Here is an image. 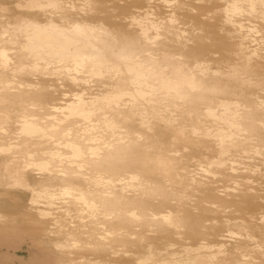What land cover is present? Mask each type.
<instances>
[{"label": "bare ground", "instance_id": "1", "mask_svg": "<svg viewBox=\"0 0 264 264\" xmlns=\"http://www.w3.org/2000/svg\"><path fill=\"white\" fill-rule=\"evenodd\" d=\"M0 201L46 264H264V0H0Z\"/></svg>", "mask_w": 264, "mask_h": 264}, {"label": "rangeland", "instance_id": "2", "mask_svg": "<svg viewBox=\"0 0 264 264\" xmlns=\"http://www.w3.org/2000/svg\"><path fill=\"white\" fill-rule=\"evenodd\" d=\"M152 14V13H151ZM151 14H147L148 16H151ZM156 18V20L158 21H163L164 17L162 15V13H153L152 17ZM162 15V16H161ZM163 18V20H161ZM161 24V22L159 23ZM190 31V29H186L183 30L182 32H188ZM152 64V63H151ZM154 65V64H152ZM177 66V65H175ZM170 69H172V66H169ZM169 70V69H168ZM184 70V67H183ZM158 76V74H154V77ZM149 80L151 82H155V83H150V85H152L153 87V91L155 93L156 99H157V109L155 110V115L156 116H160V115H168L169 117H171L172 119L176 117V115H173L170 113V111L168 110H173L174 109V102L177 99H172V96L166 95L164 94V92L162 91V88L160 87V84L156 83L155 79L151 80V78H149ZM183 98H180L177 101H181ZM175 100V101H174ZM164 110H167L166 112H164ZM154 112H148L147 116L150 119H156L155 116H153ZM177 119H174L173 122H176ZM250 148V146L248 147ZM252 148V147H251ZM149 149L152 151V153H155L158 149L155 146L154 142L150 145ZM169 149L176 150V154L178 155V150L177 147H175L174 145L170 146ZM171 151V153H173ZM175 154V153H174ZM249 169V173L247 175L253 176L252 172H256L255 170H251L249 168V166H247ZM253 169H255V167H253ZM247 170V169H245ZM193 172V173H191ZM207 173V172H206ZM196 174V175H195ZM246 175V176H247ZM195 177V178H200V179H207V174H205V171L201 168H197L195 167H191L189 168L188 171L185 172V177L186 179H188L189 177ZM244 176L241 173H238L235 176V180L240 181ZM184 199L190 204L192 205L193 203H195L197 197L194 194H188L186 196H184ZM5 202L4 201H0V209H6L7 205H4ZM10 207L12 208L13 206L10 205ZM218 208L221 207L223 209H226V207L224 208L223 206H217ZM197 208V207H196ZM20 212H24L29 216H34V213L29 211L28 209H25L24 206H20L19 208ZM28 210V211H27ZM198 212L204 214L205 209L201 206H199L198 208ZM227 212V211H225ZM26 216V215H25ZM36 218L32 217V220L30 221H24L22 219H18L14 221V224H12L11 222H13L12 220H8V225H4V228L6 229V231L1 235L0 238V242H5L4 240H12L13 244L16 246L15 247H3L2 245H0V256L3 255L5 252L10 253L15 259L19 258L20 260H25V261H31L30 264H46L48 261H50L52 259V257H54L56 255V258L59 257L62 254H58L59 252H55L53 250V244L50 242L49 239H47L48 234L44 231H38L35 227H33L36 223ZM22 225L25 226L24 230L20 231L19 229L17 230L18 226ZM29 226V228H27ZM3 228V229H4ZM29 229V230H28ZM47 237V238H46ZM148 239V238H147ZM154 240V241H153ZM190 241H195V239H189ZM140 241L139 239H136V242ZM151 241L155 242V243H159V240L157 238H151ZM157 241V242H156ZM1 244V243H0ZM128 246L127 247H131L130 243H127ZM137 245V244H136ZM8 249V251H7ZM32 249V250H31ZM5 250V251H4ZM4 252V253H3ZM94 252L93 250H87L85 251L86 256H94ZM124 253L122 250L119 252V256H124ZM18 256H17V255ZM59 256H58V255ZM110 254V253H109ZM108 254V255H109ZM22 255V256H21ZM33 255V256H32ZM82 256L81 252H77V254L75 255L77 256ZM111 255H113L111 253ZM110 255V256H111ZM116 255V254H114ZM31 256H32V261L31 260ZM85 256V255H84ZM22 257V258H21ZM30 260H29V258ZM118 254L116 256H114V258L110 259L111 262H116L114 260H117ZM40 260V261H39Z\"/></svg>", "mask_w": 264, "mask_h": 264}]
</instances>
